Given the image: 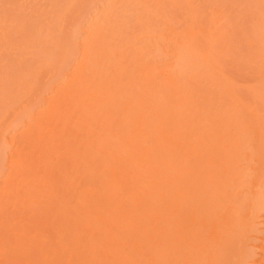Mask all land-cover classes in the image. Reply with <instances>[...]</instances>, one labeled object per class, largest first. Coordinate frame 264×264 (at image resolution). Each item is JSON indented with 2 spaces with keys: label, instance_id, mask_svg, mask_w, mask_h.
<instances>
[{
  "label": "bare ground",
  "instance_id": "6f19581e",
  "mask_svg": "<svg viewBox=\"0 0 264 264\" xmlns=\"http://www.w3.org/2000/svg\"><path fill=\"white\" fill-rule=\"evenodd\" d=\"M42 3L0 18V264H252L264 0ZM235 54L255 83L226 72ZM70 118L79 140L58 146ZM25 209L51 215V240L22 239Z\"/></svg>",
  "mask_w": 264,
  "mask_h": 264
},
{
  "label": "rangeland",
  "instance_id": "374dc122",
  "mask_svg": "<svg viewBox=\"0 0 264 264\" xmlns=\"http://www.w3.org/2000/svg\"><path fill=\"white\" fill-rule=\"evenodd\" d=\"M36 2V0H16V1H12V2H8L7 0H3L0 2V18L4 19L3 17L7 16V14L10 13H33V6L35 7V12L38 8H42L43 5V0H37V2L39 3H34ZM18 12V13H17ZM12 27V25L10 26ZM244 27H237L236 28V35H240L242 34ZM10 29V28H9ZM7 51L11 52L13 51L15 53L14 49H10V48H3L1 50V54L6 53ZM239 57L241 56L240 52H237ZM238 55L235 54L231 57H229L226 66H225V70L226 72H228L231 76H233L234 78H236L239 83L242 86H247V85H251L253 83H255L257 81V75L256 73L252 70V69H248V68H242L241 67V60L240 62L238 61ZM62 61V58H61ZM32 101V99H27V102L30 103ZM27 103L25 102L21 107L26 106ZM64 107L66 106L65 103H63ZM20 107V108H21ZM14 114L11 115V117H13ZM75 118V116H74ZM53 131H54V127H53ZM63 133L59 134L58 136L56 135L54 138L55 143L60 146L61 144H63L65 141L69 140L71 143H74L75 141H78V133L76 132L74 126H73V119L70 118V122L68 121V123L66 124L65 128L63 130H61ZM15 130L14 129H8L7 134L9 135L10 138H12V134H14ZM45 135H49V134H45ZM18 138H22L18 136ZM16 139V138H15ZM12 140V144L7 150H9L10 152H12V150L14 151L15 154H17V156L20 154L23 157H26L29 160H33L34 158L37 157V154H39L38 152V145L36 146L35 144V148L33 149L32 146H30V143H25V144H20V145H16V141ZM57 167H60L61 169L58 171H54V173L58 176V177H64L65 174H70L73 173V168L71 165V160L67 159L64 155L62 156L60 163L57 165ZM58 169V168H56ZM42 173L44 171H41ZM76 177H78L75 174ZM12 211V210H10ZM26 213H23L24 211H18V218L21 220V226L25 227L26 229V233L24 236V238L22 239H28L27 237H32L35 233H41V235L38 234V236H36L37 241L39 243V245L42 244V242H44V240H51L53 237V232L51 229V225H50V216H44V215H40L38 217H33L31 216V214L25 209ZM258 220L260 221L259 227L260 230L257 233L256 238L253 239H249V243H252L253 249L255 250L254 252V259L252 261V264H261L262 263V255L264 254V210L260 212L259 216H258ZM257 231L253 232V235H256ZM245 242L240 243V245L237 246H243ZM238 247V248H239ZM30 251L32 254H34L36 252V247L35 246H31L30 247ZM1 254H0V261H1ZM22 264H29L28 260L26 259L25 261L22 262ZM229 264H237V262L235 261V259L232 258V261L229 262Z\"/></svg>",
  "mask_w": 264,
  "mask_h": 264
}]
</instances>
